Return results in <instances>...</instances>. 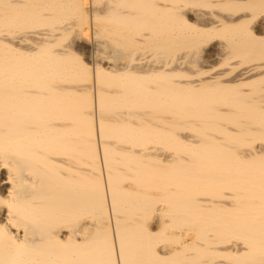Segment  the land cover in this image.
Masks as SVG:
<instances>
[{
  "label": "bare ground",
  "instance_id": "bare-ground-1",
  "mask_svg": "<svg viewBox=\"0 0 264 264\" xmlns=\"http://www.w3.org/2000/svg\"><path fill=\"white\" fill-rule=\"evenodd\" d=\"M74 1L0 0V264H264V0Z\"/></svg>",
  "mask_w": 264,
  "mask_h": 264
},
{
  "label": "rangeland",
  "instance_id": "rangeland-1",
  "mask_svg": "<svg viewBox=\"0 0 264 264\" xmlns=\"http://www.w3.org/2000/svg\"><path fill=\"white\" fill-rule=\"evenodd\" d=\"M81 3V4H80ZM88 3V4H87ZM89 2H88V0H86V2H85V0H76V1H74V3H72V5L73 6H71L72 7V15L70 14V16L71 17H73V16H75V14H77V16L76 17H73V18H71L72 20H77L78 22H81L80 24H81V26H77V29H80V30H78V33L79 32H81L82 31V33H83V31H84V29H82L81 30V27H85V24H86V22L83 20V19H85V18H83V15L85 14V11L87 10V9H85V8H88L89 7ZM87 6V7H86ZM74 7V8H73ZM82 11V12H81ZM79 12L81 13V15L79 14ZM83 12H84V14H83ZM79 14V15H78ZM85 17V16H84ZM75 18V19H74ZM82 19V20H81ZM68 20V19H67ZM86 20V19H85ZM85 22V23H84ZM84 23V24H83ZM83 24V25H82ZM47 28L48 27V25H47V27H46V25H35V26H32L31 28ZM16 29H18V30H20V28H16ZM80 35V36H79ZM77 36V35H76ZM74 34H72V40H77L78 39V44H83V42L85 41V38H86V36H89L90 37V32H89V30H87V31H85L83 34H78V37H76ZM82 36V37H81ZM80 38V39H79ZM71 40L70 38L69 39H67L66 40V42H69V41ZM63 42V41H62ZM65 42V43H66ZM74 45V46H73ZM72 46L75 48L74 50H75V52L77 51V53L79 54H77L78 56H81L82 57V59H83V61H86V63H90L89 61V53H85V52H88V50L87 49H79V47H76V45H75V43H72ZM85 50V51H84ZM87 54V55H86Z\"/></svg>",
  "mask_w": 264,
  "mask_h": 264
}]
</instances>
